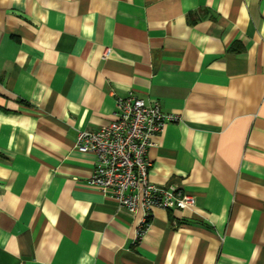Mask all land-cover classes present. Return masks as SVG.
Returning <instances> with one entry per match:
<instances>
[{
  "label": "crops",
  "instance_id": "0c3cea01",
  "mask_svg": "<svg viewBox=\"0 0 264 264\" xmlns=\"http://www.w3.org/2000/svg\"><path fill=\"white\" fill-rule=\"evenodd\" d=\"M129 93L177 115L148 177L193 199L139 239L75 148ZM0 264H264V0H0Z\"/></svg>",
  "mask_w": 264,
  "mask_h": 264
},
{
  "label": "built area",
  "instance_id": "2783aa9c",
  "mask_svg": "<svg viewBox=\"0 0 264 264\" xmlns=\"http://www.w3.org/2000/svg\"><path fill=\"white\" fill-rule=\"evenodd\" d=\"M115 105V118L98 129L79 131L75 148L95 157L86 180L88 187L103 195L111 191L119 205L141 211L135 235L139 239L153 208L183 209L191 206L193 199L176 184L157 185L148 177L151 162L147 152L154 145V136L177 115L132 93L118 97Z\"/></svg>",
  "mask_w": 264,
  "mask_h": 264
}]
</instances>
